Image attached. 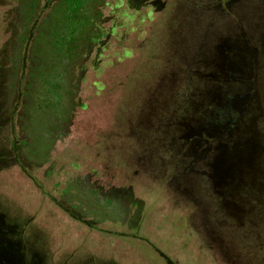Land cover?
Listing matches in <instances>:
<instances>
[{
	"label": "trees",
	"instance_id": "obj_1",
	"mask_svg": "<svg viewBox=\"0 0 264 264\" xmlns=\"http://www.w3.org/2000/svg\"><path fill=\"white\" fill-rule=\"evenodd\" d=\"M15 3L21 30L15 32L9 64L0 68V117L9 116L11 125L21 121V111L33 121L31 102L39 100L38 107L58 119L65 133L76 109L84 106L81 84L86 74L100 71L110 56L118 8L159 14L151 35L135 47L142 54L160 36L154 51L161 52L154 55L157 65L143 63L144 68H132L119 82V87L134 83L151 67L143 84L145 97L129 110L126 100L120 102L105 135L107 151L97 155L93 170L106 180L111 197L126 194L129 207L136 210L130 225L135 231L158 205L179 222L195 212L199 222L215 226L213 210L222 198L214 170L217 149L242 145L249 137L251 147H261L264 154V133L254 137L256 130L264 132V0H0L2 6ZM126 88L135 93L133 85ZM27 122L20 123L22 130L30 127L31 120ZM26 136L10 133L12 148ZM243 175L227 183L225 196L249 191L244 207L253 206L264 217V164ZM26 229L25 222L15 223L0 208V264L27 263L32 244L23 235ZM259 234L254 245L262 244L264 233ZM35 264H48L47 258L38 254Z\"/></svg>",
	"mask_w": 264,
	"mask_h": 264
},
{
	"label": "rangeland",
	"instance_id": "obj_2",
	"mask_svg": "<svg viewBox=\"0 0 264 264\" xmlns=\"http://www.w3.org/2000/svg\"><path fill=\"white\" fill-rule=\"evenodd\" d=\"M19 8L16 3L0 5V68L9 64V50L16 45L15 32L21 30L17 26L18 21L21 23ZM116 15L118 27L108 45L110 56L100 71L90 69L86 74L81 84L84 106L68 121L67 134L59 130L58 119L38 107L39 100L31 102L33 121L21 111V121L11 125L9 116L3 113L0 117V208L12 214L15 223L27 225L23 235L32 247L26 252V264H35L38 254L44 255L48 264H264V217L257 215L253 206L244 207L249 203L245 195L250 192L239 194L236 190L225 196L229 181L244 177L246 169L255 170L264 164L263 149L251 147L254 143L249 137L244 143L239 141L243 146L220 145L217 149L214 170L222 198L213 210L215 226L209 221L207 226L206 221L199 222L195 212L189 213L185 223L179 222L168 215L170 211L153 205L147 219L143 218L144 225L135 231L130 225L136 210L129 207L126 194L111 197L106 180L94 172L97 155L107 151L105 135L116 109L123 100L127 101L126 110L143 101V84L152 68L134 83L126 81L119 87V82L127 79L132 68H144L143 63L157 65L154 55L161 53H154L159 50L160 36L151 39L142 54L135 48L151 35L159 14L122 6ZM118 40L121 45H117ZM131 85L135 89L132 95L126 88ZM30 120V127L22 130L21 124ZM121 126L126 128L124 117ZM262 131L256 130L254 137H261ZM10 133L20 138L27 135L26 140L12 148ZM98 136L102 138L98 140ZM119 140L114 142L116 148ZM122 145L128 149V142ZM162 205L166 206L165 201ZM257 234L262 244L254 245ZM258 248L262 251H255Z\"/></svg>",
	"mask_w": 264,
	"mask_h": 264
},
{
	"label": "flooded vegetation",
	"instance_id": "obj_3",
	"mask_svg": "<svg viewBox=\"0 0 264 264\" xmlns=\"http://www.w3.org/2000/svg\"><path fill=\"white\" fill-rule=\"evenodd\" d=\"M220 232H222V231H220ZM221 234H222V233H221ZM222 250H224V249H222ZM222 250H221V251H222Z\"/></svg>",
	"mask_w": 264,
	"mask_h": 264
}]
</instances>
